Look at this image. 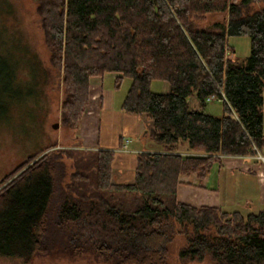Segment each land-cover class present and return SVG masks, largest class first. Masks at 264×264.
<instances>
[{
  "label": "trees",
  "instance_id": "1",
  "mask_svg": "<svg viewBox=\"0 0 264 264\" xmlns=\"http://www.w3.org/2000/svg\"><path fill=\"white\" fill-rule=\"evenodd\" d=\"M35 3L60 77L61 125L77 133L90 77L115 74V89L129 80L119 110L144 116L162 151L137 153L133 180L122 184L110 181L112 150L29 156L0 182V256L169 264L181 241L182 261L264 264V191L262 207L245 214L175 197L182 177L199 183L222 156H252L264 142V0ZM214 13L225 21L205 23ZM228 36L248 38L243 61L226 55ZM152 81L168 91H150ZM207 97L220 102L221 115L203 111Z\"/></svg>",
  "mask_w": 264,
  "mask_h": 264
},
{
  "label": "rangeland",
  "instance_id": "2",
  "mask_svg": "<svg viewBox=\"0 0 264 264\" xmlns=\"http://www.w3.org/2000/svg\"><path fill=\"white\" fill-rule=\"evenodd\" d=\"M215 21H225L224 14H208L204 20L205 23ZM226 43L232 50V52L227 50L228 57L236 58L240 62L247 57L249 51L247 37L228 36ZM109 76L103 78V85L111 88L114 83ZM163 84L162 81H152L150 91L160 92ZM128 85L127 78L120 80L114 92L115 101L118 102L123 97ZM262 94L264 96V89ZM62 97L59 73L50 61L35 0H0V182L31 155L37 154V158L49 151L72 148L69 146L74 142L69 141V138L77 136V133L60 123L59 104ZM90 107L89 102L84 107L83 114ZM203 111L211 116H219L222 114V106L217 100L210 101L204 105ZM54 124L57 126L54 127ZM262 133L264 138V103ZM145 141L151 143L149 138H145ZM156 147L162 148L161 145ZM41 151L42 153H39ZM254 152L251 160L258 163L264 172V159L260 161L255 150ZM259 154L264 157V142ZM64 163L67 172L71 171L70 162L64 159ZM253 208L252 212L260 209ZM180 244L181 241L170 247L169 264H207L205 261L180 260L177 257ZM0 264L22 262L16 258L0 256ZM31 264L103 263L82 257L72 259L52 255L50 258L34 257Z\"/></svg>",
  "mask_w": 264,
  "mask_h": 264
},
{
  "label": "crops",
  "instance_id": "3",
  "mask_svg": "<svg viewBox=\"0 0 264 264\" xmlns=\"http://www.w3.org/2000/svg\"><path fill=\"white\" fill-rule=\"evenodd\" d=\"M107 76L109 74L90 77L87 104L90 102L91 107L80 119L77 136L69 138V141L74 142L69 147L112 150L114 157L110 164V181L116 184L131 183L135 155L139 152H161L162 148L156 147L158 145L152 141H145L150 122L144 116L137 117L119 110L122 98L115 101L116 89L103 85V78ZM110 76L113 79L115 74ZM161 89L163 91L160 93L167 92V84L164 83ZM189 106L197 109L198 103L194 97L189 98ZM252 158L253 156H222L219 165L211 168L199 183L194 176L183 177L175 188L176 200L193 207H219L228 212L239 211L241 214L252 211L253 207L261 208L264 172Z\"/></svg>",
  "mask_w": 264,
  "mask_h": 264
},
{
  "label": "built area",
  "instance_id": "4",
  "mask_svg": "<svg viewBox=\"0 0 264 264\" xmlns=\"http://www.w3.org/2000/svg\"><path fill=\"white\" fill-rule=\"evenodd\" d=\"M208 102H210V101H213V98L212 97H207V99H206ZM254 149V148H253ZM255 150V149H254ZM256 151V150H255ZM257 153V152H256ZM258 154V153H257ZM258 158L260 159V161H263V157L262 156H260L259 154H258Z\"/></svg>",
  "mask_w": 264,
  "mask_h": 264
},
{
  "label": "water",
  "instance_id": "5",
  "mask_svg": "<svg viewBox=\"0 0 264 264\" xmlns=\"http://www.w3.org/2000/svg\"><path fill=\"white\" fill-rule=\"evenodd\" d=\"M53 126H54V127H56L57 125H56V124H54Z\"/></svg>",
  "mask_w": 264,
  "mask_h": 264
}]
</instances>
